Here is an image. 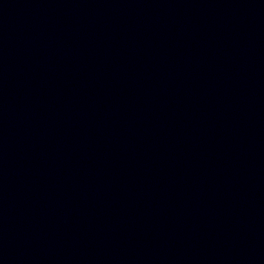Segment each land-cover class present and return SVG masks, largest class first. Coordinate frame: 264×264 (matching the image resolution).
Masks as SVG:
<instances>
[{
  "label": "water",
  "instance_id": "1",
  "mask_svg": "<svg viewBox=\"0 0 264 264\" xmlns=\"http://www.w3.org/2000/svg\"><path fill=\"white\" fill-rule=\"evenodd\" d=\"M0 264H264V0H19Z\"/></svg>",
  "mask_w": 264,
  "mask_h": 264
}]
</instances>
